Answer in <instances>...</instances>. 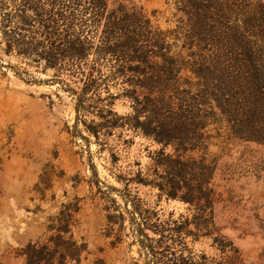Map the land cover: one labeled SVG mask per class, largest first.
<instances>
[{
	"label": "rangeland",
	"instance_id": "374dc122",
	"mask_svg": "<svg viewBox=\"0 0 264 264\" xmlns=\"http://www.w3.org/2000/svg\"><path fill=\"white\" fill-rule=\"evenodd\" d=\"M127 3L149 22L138 45L164 113L206 103L194 140L150 132L134 50H104L87 0L74 10L87 55L59 72L5 52L0 5V264H264V142L203 96L220 62L264 63V0Z\"/></svg>",
	"mask_w": 264,
	"mask_h": 264
},
{
	"label": "trees",
	"instance_id": "16d2710c",
	"mask_svg": "<svg viewBox=\"0 0 264 264\" xmlns=\"http://www.w3.org/2000/svg\"><path fill=\"white\" fill-rule=\"evenodd\" d=\"M126 1L87 0L85 12L92 14L94 24L105 26V51L117 52L122 46L134 50L131 61L137 60L139 64L130 66L129 70L144 77L143 86L147 88V95L139 104L148 112L150 132L167 141L179 137L183 143H189L194 140L190 135L199 128L198 118L203 111L199 105L206 103L198 95L201 98L198 104L184 105L176 115L164 113L163 100L154 95L163 81V75L158 70L154 73L157 68L151 67L153 73L147 76L145 66L148 64L149 49L138 45L139 42L148 44L150 41L149 22L140 11L130 8ZM0 5L12 8L5 15V27L9 28L6 53L16 51L18 55L42 64L45 70L58 72L64 69L69 59L81 60L87 55L85 33L74 31L78 26L74 10L82 5L81 0H0ZM196 16L198 21L195 26H198L201 18L198 14ZM118 38L122 39L123 45L117 43ZM263 69L264 63L252 56L230 58L220 62L216 69L222 72V75L219 74L220 84L209 86L214 74L209 72L203 90V96L214 98L223 113L232 117L240 136L247 134L246 138L260 142H264ZM187 194L190 197L193 192Z\"/></svg>",
	"mask_w": 264,
	"mask_h": 264
}]
</instances>
